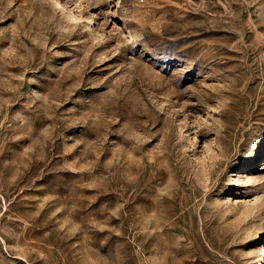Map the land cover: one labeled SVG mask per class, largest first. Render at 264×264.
I'll use <instances>...</instances> for the list:
<instances>
[{
	"label": "rangeland",
	"instance_id": "374dc122",
	"mask_svg": "<svg viewBox=\"0 0 264 264\" xmlns=\"http://www.w3.org/2000/svg\"><path fill=\"white\" fill-rule=\"evenodd\" d=\"M0 264H264V0H0Z\"/></svg>",
	"mask_w": 264,
	"mask_h": 264
}]
</instances>
